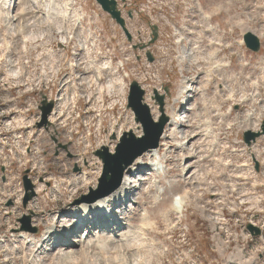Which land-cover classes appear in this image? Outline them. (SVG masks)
Instances as JSON below:
<instances>
[{"label": "rangeland", "instance_id": "374dc122", "mask_svg": "<svg viewBox=\"0 0 264 264\" xmlns=\"http://www.w3.org/2000/svg\"><path fill=\"white\" fill-rule=\"evenodd\" d=\"M218 1L198 0L201 10L195 12L196 30L202 34V13L209 15L211 22L218 26L221 22L220 29L232 30L223 37L224 44L231 43L224 54L207 59L205 64L207 69L216 63L229 66L226 70L212 71L210 76L206 74L208 79L203 68L194 63L198 55L189 46L190 37L185 40L188 63L181 67L180 74L170 57L160 56V46L156 48L158 57L153 65L144 59L137 60L141 53L130 49L120 28L93 0H75V5L73 0H15L14 7L9 9L3 3L0 5V264H210L211 254L215 257V253L210 252L209 224L203 220L205 213L196 207L204 206L211 216L215 203L221 209L226 206L223 199L232 195L231 200L244 205L242 201H248L253 192L250 185L253 178L244 176L246 170L223 166L231 158L224 137L240 135L237 129L224 130V121L230 119L225 110L233 100L236 115L233 118L243 120L245 116V121L251 119V125L257 119L264 120V63L261 60L264 57V0H229L232 5L227 12H215L212 6ZM139 2L147 3L146 0ZM168 2L180 8L178 24L191 18L187 15L186 0ZM237 22L262 36L261 56L237 46L243 27L236 25ZM133 27L144 29L140 19ZM211 42L215 44L212 49L222 46L218 38ZM163 47L170 51L168 44ZM173 54L176 56L175 49ZM110 67L117 72L106 76ZM157 72L163 78L166 74L169 77L164 112L169 115L168 106L175 101L177 107L172 119L181 125L176 133L184 149L179 151L175 140H169L171 126L168 125L156 148L159 159L164 162V171L157 176L153 170L145 169L142 174L146 181L139 190L133 184L137 173H131L128 182L131 181V194L134 193L129 197L128 214L123 211L125 206L116 213L121 223L118 231L115 228L103 234L94 230L84 238L83 226L78 227L77 233L58 227L62 235L53 234L48 238L45 230L52 228L56 220L63 228L65 220H76L73 217L76 201L87 195L89 188L95 189L102 166L94 155L99 144L103 142L113 151L117 143L112 140L113 136L116 138L127 130L141 134L132 113L126 109L125 97L113 96L120 88L115 81L122 84L141 75L147 78L145 102L152 106L151 115L156 118L159 113L150 97L151 88L159 86ZM256 74L262 75V82L259 88L253 89L251 83ZM181 79L187 81L186 88L197 89L177 98ZM109 83L111 88L103 90L105 104L101 105V87ZM201 86H207L204 92H200ZM40 93L56 99V112L50 117L53 125L47 132L34 128ZM240 96L246 100L238 101ZM183 102L186 104L180 105ZM213 127L221 130L220 137L212 141V130L207 133L205 130ZM242 128L249 127L244 124ZM181 133L184 140L180 139ZM254 150L263 159L264 171V137L258 139ZM250 151L254 155L253 149ZM247 160V155L240 153L234 162ZM25 171L34 196L23 206L21 179ZM183 191L189 193L188 203L178 221L173 203ZM257 191L264 197V188ZM216 192L220 195H214ZM221 200L222 205L218 203ZM143 212L154 227L147 229V233L154 230L148 235L153 240L149 245L141 243V236L133 233ZM163 213L167 214L170 224L164 223ZM23 216L30 217V225L37 229L35 233L19 231V219ZM185 227L188 232L184 241ZM40 240L37 247H29ZM123 240L128 241V247ZM216 243L220 246L219 241ZM69 254L68 260L61 257Z\"/></svg>", "mask_w": 264, "mask_h": 264}, {"label": "water", "instance_id": "95a60500", "mask_svg": "<svg viewBox=\"0 0 264 264\" xmlns=\"http://www.w3.org/2000/svg\"><path fill=\"white\" fill-rule=\"evenodd\" d=\"M101 10L107 13L112 20L121 28L128 42L131 41V36L125 27L124 19L120 15V11L117 10L116 0H94ZM123 1V0H121ZM128 17L131 18V13L128 12ZM152 39L148 46L153 44L157 39L156 27L152 29ZM245 47L251 52H258L260 48L258 38L252 33H246L243 37ZM145 46H140L139 49H144ZM146 57L149 62L153 61V58L149 52L146 53ZM167 93V88L164 89ZM144 91L140 88L136 81H132L129 86V92L127 97V109L133 113L134 122L141 127L142 135L136 136L132 131L124 132L114 148V152L111 153L107 147H101L95 151L94 155L102 163V172L97 180V186L95 189L89 188L87 195H82L80 201L94 202L97 199L108 196L113 193L122 182L125 170L141 155L144 153L155 150L159 145L160 137L162 136L165 125L168 123V118L164 114V96L158 95L154 91V101L158 106L160 116L158 120H154L151 116L149 107L143 102ZM54 107L53 101H47L46 96L42 95V101L39 106L40 119L36 123V129L48 130L51 126L48 120L52 109ZM264 136V121L261 124L259 132L245 131L243 133V142L249 148L256 139ZM112 140H116L115 136ZM56 142L55 139H53ZM255 163V170L258 171V163L253 159ZM28 171L24 172L22 177L24 197L22 205L25 206L28 201L34 196L32 191V184L27 177ZM30 217L23 216L19 219L20 229L19 231H25L29 233H35L36 228L32 227L29 223ZM250 232L258 234L259 231L252 226H247Z\"/></svg>", "mask_w": 264, "mask_h": 264}, {"label": "bare ground", "instance_id": "6f19581e", "mask_svg": "<svg viewBox=\"0 0 264 264\" xmlns=\"http://www.w3.org/2000/svg\"><path fill=\"white\" fill-rule=\"evenodd\" d=\"M188 1L191 4H193V0H188ZM7 2H9V1L8 0H0V5L3 3L4 7L6 9H8ZM196 5H198V3ZM215 8L218 10V9H221L222 6L221 5H217ZM204 18H205V20H207L206 16ZM77 19H78V17H77ZM176 39L177 40H175V42L173 44L175 46H178L181 43V37L178 36V33H177ZM151 51H152V49H151ZM164 51H165V53L169 52V50L165 49V48H164ZM178 63L182 64V57L181 56L179 57ZM91 65L93 67V64H91ZM211 65H209V66H211ZM226 68H227V66H221V65L216 64L215 68H213V70L211 69V73H212V71L218 72L220 70H226ZM96 70L97 69L95 68V71ZM205 76H207L206 73H205ZM95 78L98 79V77H95ZM207 79H208V76H207ZM188 86H189V84H188ZM106 87H109V85H107ZM204 88H206V87H202V89H204ZM185 89L186 88L181 84L179 86V89H178V92H177V96L179 97L182 94H184L185 91H186ZM200 96H201V94H200ZM244 100H246V99L245 98L241 99V101H244ZM202 103H204V102L202 101ZM101 105H102V102H101ZM168 107L170 108L169 126H171V130L169 132V138H170L169 140H172V141L175 140V148H177V149H179V151H181V150L184 149L183 141L179 142L177 140V133H179L178 129H180L181 125H178V123L172 119V117H173L172 115H173L174 109H175V104H169ZM249 116H250V114H247V117H249ZM184 119H185V117L183 116L182 120H184ZM244 129H247V128H244ZM78 134H79V132L75 133V135H77V136H78ZM180 139L184 140V137H183L182 133H181ZM99 146L100 147L104 146V143L103 142L100 143ZM159 154L160 153H159L158 149H155V150L148 151V152L144 153L143 155H141L140 157H138L125 170L122 182H121L120 186L118 187V189H116L113 193L109 194L108 196H105L103 198L97 199L94 202H91V203L86 202V201H81V202H85V203L79 202L76 205V207L73 208L74 209L73 212L75 214H73V212H71L73 214V217L75 215L76 220H72V218L69 219V220H65L64 228L61 226V222H59V220H56L55 222L58 221L59 224H56L54 222L52 228H47L48 231L45 230V235H47L48 238L51 235H53V234H57L58 236H61L62 233H60V232L58 233V227H61L65 231L72 230L74 232L75 230L78 229L80 224H82L83 222L86 223L85 226L87 225L86 228L83 226L84 227L83 231L85 230L84 233L86 234V236H84V238L87 237L89 235V233L94 231V230L95 231L98 230V232L104 234L107 231H108V233L112 232V230H114L115 228H116V231H118V229H121V228H118V225H119L120 222H119L118 218H116V217H118V215L116 213L119 212L121 208L124 209V206H125V209L123 211H126V213L128 212L127 211V208H128L127 204H128V201H130L129 197H131V195L134 193V191H133L132 194H131V190L132 189L130 188V185H129V183H131V181L128 182L131 173H137V178H136L135 181H133V184H134V187L137 190H139L141 188L142 182L146 179V178L144 179V177H143L144 173L142 174V172L145 171V169L151 170V171L153 170L152 172H154L157 176L162 174V172L164 171V170L162 171V167H163L162 163H164V162H161V160L159 159L160 158ZM169 172H172V170H169ZM154 173H153V175H154ZM182 173H183V170L181 169L180 170V175H182ZM146 175L147 174H145V176ZM150 192H151V189L148 190V193H150ZM188 195H189V193L187 191H183L179 195V198L177 199L176 204L174 205V203H173L174 211L177 214V220L178 221H180V219L183 217V213L185 211L184 206H186ZM258 201L259 200L257 198H255V202L257 203ZM115 207H117V208H115ZM221 211H222V209H219L216 218H212V219H214L213 221H215V223H217V225L218 224L222 225V217H220L221 216ZM76 213H78L79 215L76 214ZM89 214H90V216H93V220L91 218H89ZM111 216H113V217H111ZM166 216H167V214L163 213L162 217L165 219V221L167 220ZM106 217H107V219H106ZM99 218H101V219H99ZM98 219H99V222L96 223L97 224V229H96L94 227V224H92L91 222H93L94 220L98 221ZM167 224H170V223H167ZM152 225L153 224L147 218V214L145 212H143V214L141 215V220H140L139 226H138L137 230L135 232H133L134 236L135 235L137 237L141 236V238L139 239V241L141 243L145 244V243L149 242V240L146 238V235L148 234L147 232L149 231L147 229L154 228V227H152ZM91 227H94V228H91ZM221 228H222V226H221ZM217 229H218V226L217 227H213L212 226L210 231L211 232H221V230H217ZM67 233H69V232H67ZM27 237L28 236H26V239H27ZM47 237L45 239H47ZM123 241H124V246L128 247V241L127 240H123ZM40 242H41V240L38 241V242L33 243V246H29V247L30 248L37 247L40 244ZM68 244H70V243L67 242V244H66L67 246L66 247H68ZM85 246H88V245L86 244ZM70 256H71V254H69V255H61V257L64 260H68L70 258Z\"/></svg>", "mask_w": 264, "mask_h": 264}, {"label": "built area", "instance_id": "2783aa9c", "mask_svg": "<svg viewBox=\"0 0 264 264\" xmlns=\"http://www.w3.org/2000/svg\"><path fill=\"white\" fill-rule=\"evenodd\" d=\"M221 233L222 238L220 239L219 232H211L212 239L215 237L213 251L216 252L219 248L216 242L219 240L222 242L219 250L220 264H264V256L261 259L258 257L259 254H264V241L256 243L251 240L252 244L249 245L246 241L248 234L244 231L238 218L226 223L222 217Z\"/></svg>", "mask_w": 264, "mask_h": 264}]
</instances>
